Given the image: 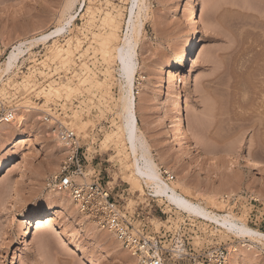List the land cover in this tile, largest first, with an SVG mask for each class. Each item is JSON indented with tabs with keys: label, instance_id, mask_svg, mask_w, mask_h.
I'll list each match as a JSON object with an SVG mask.
<instances>
[{
	"label": "rangeland",
	"instance_id": "obj_1",
	"mask_svg": "<svg viewBox=\"0 0 264 264\" xmlns=\"http://www.w3.org/2000/svg\"><path fill=\"white\" fill-rule=\"evenodd\" d=\"M63 2L0 0V65L16 41L57 26ZM83 3L81 11L80 6L76 7L78 17L71 32L65 33L64 38L69 41L84 30L94 42V51L104 59V78L89 76L85 72L83 77L79 75L76 79L53 82L49 88L68 85L75 92L48 100L41 92L36 93V97L43 96L44 105L63 97L70 98L82 88L87 92L99 91L106 100L111 96L115 78L118 82L108 49L100 47L99 42L109 34L110 29L116 30L119 36L123 34V23L129 16L131 0H83ZM189 3L195 7L192 17ZM145 5L147 10L140 18L141 33L135 37L138 52L136 76L140 74L145 78L136 95L141 101V110L146 115L167 111L178 96L183 107L186 105L190 112V121L184 124V128L170 133L175 152L170 153L165 147L153 152L163 178L168 183L173 182L178 192L187 193L191 200L201 202L209 210L230 212L250 228L264 233V0H145ZM107 17L112 18L109 25L104 21ZM195 17L196 28L200 30L199 38L193 34L190 25L191 18ZM186 39L198 42L201 39L197 45V59L193 63L187 61L173 98L166 100L167 78L177 64ZM68 46L65 49L69 52H63L56 61L47 58L51 43L38 46L32 54H28L30 56L26 55L18 69L14 68L0 83V110L16 107L17 111L26 110L28 117L22 133L14 129H5L0 133V170L13 168L11 174L0 182V264H131L129 255L113 238L92 225L91 220L92 224L81 223L74 206L61 204L60 199L67 193L49 185L48 179L59 170L67 149L50 139L41 144L36 163L32 162L35 151L31 142L25 144L21 153L5 149L15 135L35 136L46 129L39 119L44 106H40L42 101L38 103L33 97H25L24 92L34 80L32 69L54 62L62 63L63 60L59 61L61 58L67 61L72 57V49ZM57 47H62L58 38ZM65 49L62 51L66 52ZM85 49H82L83 57L89 50ZM69 53L72 55L68 56ZM119 99L120 94L116 102L117 115ZM118 119L119 124L105 130L97 141L116 130L121 124L120 114ZM90 125L88 120L78 116L71 124L85 137ZM146 133L151 136L153 130ZM94 149L100 156L90 163L89 175L93 169L97 172L104 170L101 171V182H112L110 186L114 187L115 194L120 195L124 191V205L143 208L152 230L158 232L161 227L171 230L170 245L183 237L188 252L197 248L208 250L217 245L237 249L238 253H232L230 259L238 257L239 251L244 252L246 247L240 248L243 242L236 237L220 229L213 233L211 225L150 197L145 186L137 188L123 180L129 172L120 146L115 149L114 145H109V151L105 152L97 142ZM21 156L26 161L20 162L18 157ZM240 170L243 172L241 177L237 175ZM165 172L171 174V179L170 174ZM89 179L87 177V181ZM212 193L216 194L214 198L223 207L222 210L206 200ZM26 196L32 203L44 206L43 232L34 229L27 235V246L22 241L30 206L19 202ZM6 220L12 223L7 232L1 224ZM49 224L55 226L62 240L58 242L49 236L50 233L46 232ZM39 235L49 239L44 236L46 249L37 253ZM61 241L69 243V251L61 250ZM257 251L259 264H264V250L260 247ZM181 263L188 264L186 260Z\"/></svg>",
	"mask_w": 264,
	"mask_h": 264
},
{
	"label": "bare ground",
	"instance_id": "obj_2",
	"mask_svg": "<svg viewBox=\"0 0 264 264\" xmlns=\"http://www.w3.org/2000/svg\"><path fill=\"white\" fill-rule=\"evenodd\" d=\"M188 1L191 2V0ZM83 4V0H64L60 14L61 16H59L60 18L58 19L57 26H55L53 29L48 30L47 32L38 31L37 33L32 34L29 37L25 36L26 38L23 37V39L16 41V43L11 47V50L5 58V61L0 65V83L5 76L13 71L14 68L18 69L19 65L24 62L26 55L30 53L32 54V52L40 45H47L51 43L52 48L49 49V56L47 55V58L49 60L58 59L59 57H61V55H63V52H69V50L67 49L65 52L62 51L63 49L61 47V49L57 47V38L63 36L65 33L71 32V28L74 26L76 18L78 17V15L76 14L77 10L75 11V9L77 6H80L79 11H81L83 8ZM189 7L192 17L195 14L194 4L189 3ZM145 10H147L145 0H131V6L128 14L129 16L123 23V34L119 36L116 30L110 29L109 34L106 35V37L103 36V38L99 42L100 47L102 46L103 49L104 47L108 49V53L110 54V56H108L113 60V64H115L114 72L118 77V85L120 87L119 114L121 117V124L116 128V130H113L110 134L104 136L100 141L99 146L101 147L102 151L106 152L109 151V145H114L115 149H117L119 146L121 147V150L125 156V160L127 161V170L129 172L128 175L123 176V180L125 179L126 182L137 186V188L145 186L147 191L149 192L150 197L156 198L158 199V201L165 202L168 206H172L174 209L181 212L182 214L187 215L188 217L199 219L206 224L211 225L213 233L220 229L243 242L240 248L244 249L246 247V251L243 250L245 253H241V251H239L240 254L238 255V257H236L237 255L235 256V252L238 253V251L237 249H233L235 257H233V259H230L232 260L230 264H259L257 250L260 247L262 250H264L263 232L250 228L246 225L245 221L238 217H235L230 212H213L206 208L201 202L191 200L188 195H186L187 193L183 194L178 192L173 182L168 183L166 179L163 178L159 165L155 161L153 152L156 153L163 147H165L170 153L175 152L170 139V133H172V130H177L178 128L182 127L184 128V124L190 121V112L187 109L186 105L185 107H183L182 99H180L178 96L175 97L173 103L171 104V108L167 111H161L156 115H146V113L141 110V101L136 97L134 91V82L136 79L138 59L137 42L135 37L137 38L141 33L140 18ZM195 20L196 17L193 20L191 18L190 25L193 28V34L197 38H199L200 30L198 31V28H196L197 22ZM104 21L105 24L109 25L110 23H112V18L107 17ZM71 40L69 39L68 42H71ZM200 40L199 42H201ZM197 42L198 41H193L192 39H186L184 41L181 47V52L177 58V64L169 72L167 78L166 100H171L173 98L176 86L178 82H181V78L184 74V66L186 65L187 61L189 60V62L191 63L196 61L198 48L197 45L199 44V42ZM71 55L72 53H69L68 56ZM62 60L64 61L66 59L61 58V60L59 61L62 62ZM112 60H110V63H112ZM74 92L75 90L68 85H57L54 87H50L47 92L43 91L41 93L44 98L48 100L51 97L57 98L64 93L70 94ZM24 107L25 109H28L26 105ZM25 112L26 110H18L15 118L8 125L0 127V133L5 129H14L16 132L22 133V128L28 119ZM150 130H153V135L150 134L151 136H148L149 134H147L146 131L148 132ZM40 131L42 133H37L35 136H25L26 134L15 135L13 139L7 143L5 149L9 148V150H16L18 153H21L25 149V144L31 142L32 147L35 151L32 162L36 163L40 156L41 144L50 139L57 141L56 130L46 126V129L44 131ZM250 156H248V158H250ZM18 159L21 160L20 162L26 161V158H23V156L18 157ZM259 165H261V161L259 162ZM8 168L9 167H4L3 169L1 168L0 182L4 178L9 176V174H11L13 168ZM165 173L170 174L169 172ZM237 175L241 177L243 175L242 170H240ZM169 178L171 179V174ZM108 185H112V182H109ZM142 189L143 188H141L140 190ZM208 196L209 197L206 200L211 205L218 209H223V207L217 204V201L214 198L216 194L212 193ZM27 199H29V197L26 196L22 197L21 201H19L24 206H30V212L28 215L29 219L25 223L26 233L22 241L25 246L28 245L27 235L31 234L34 229L42 233L43 231L41 230L44 225L42 221V212L44 206L36 205ZM60 200L62 205L74 206V208L77 210L68 194L62 197ZM77 215L79 216L78 218L81 223L89 222L92 224V222L86 216H83L78 210ZM1 224L6 232L12 228V223L10 221L6 220ZM92 225H94V223ZM46 232L50 233V235L48 233L46 235L52 236L54 240L58 242L59 240H62L60 234L57 233L56 228L53 224H49ZM42 235H39L41 237L36 242V248L38 250L36 251L37 253H40L41 251L43 252V249H46L45 243L47 237L44 235L46 237L45 238ZM105 236L108 237V235L106 234ZM52 237H50V239H52ZM47 239H49V237ZM245 242H249L250 244H245ZM60 243L61 250H70L69 243H67L66 241H61ZM130 259L131 260L129 261V263L134 264L133 259Z\"/></svg>",
	"mask_w": 264,
	"mask_h": 264
},
{
	"label": "built area",
	"instance_id": "obj_3",
	"mask_svg": "<svg viewBox=\"0 0 264 264\" xmlns=\"http://www.w3.org/2000/svg\"><path fill=\"white\" fill-rule=\"evenodd\" d=\"M83 31L75 35L69 44L64 35L58 38L63 50L70 45L72 57L68 62L64 60L62 63L54 62L46 67L37 66L32 69L34 80L24 92L25 97H33L38 103L42 101L40 106H43V98L35 95L48 90L53 82L76 79L85 72L89 76L104 78V59L94 51V42ZM85 48L89 50L83 57L82 49L86 50ZM82 65L85 67L81 68ZM144 79L137 74L134 82L135 95ZM110 93V98L104 100L101 92H87L82 88L70 98L57 99L40 110L41 123L56 130L57 141L68 150L57 173L48 179L49 185L59 192L67 193L77 210L101 231L110 235L133 259L134 264H182L184 260L188 264H230L232 246L217 245L208 250L197 248L188 252L183 237L177 238V242L170 245L171 230L164 227L159 228L158 232L152 230L143 208H128L122 203L124 191L120 195L115 194L114 187L109 186V182L102 183L101 171L93 169L89 175L90 163L100 156L94 149L97 142L99 144L97 140L102 138L105 130L119 124L116 102L120 92L116 78ZM17 98L18 95L15 94V99ZM16 110V107L0 110V127L8 125L15 118ZM75 116L91 123L87 137L71 126ZM87 177H90L89 181Z\"/></svg>",
	"mask_w": 264,
	"mask_h": 264
},
{
	"label": "crops",
	"instance_id": "obj_4",
	"mask_svg": "<svg viewBox=\"0 0 264 264\" xmlns=\"http://www.w3.org/2000/svg\"><path fill=\"white\" fill-rule=\"evenodd\" d=\"M119 82V81H118ZM99 145H100V141H99ZM102 150V149H101ZM106 152V151H105ZM100 171H104V170H100ZM99 172V171H98Z\"/></svg>",
	"mask_w": 264,
	"mask_h": 264
}]
</instances>
